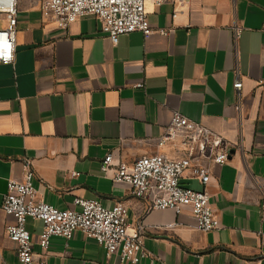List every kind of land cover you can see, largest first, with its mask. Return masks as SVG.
Instances as JSON below:
<instances>
[{
  "label": "crops",
  "instance_id": "obj_1",
  "mask_svg": "<svg viewBox=\"0 0 264 264\" xmlns=\"http://www.w3.org/2000/svg\"><path fill=\"white\" fill-rule=\"evenodd\" d=\"M147 9L154 31L114 44L94 16L63 29L43 22L40 0H20L16 60L0 64V264H18L6 232L15 219L2 203L27 161L39 198L59 209H79L77 198L124 203L128 223L146 228L149 255L138 264H264V0H164ZM174 109L230 144L206 186L219 229L193 227L188 211H149L102 170L108 153L115 165L182 155L172 142L158 146ZM183 184L204 188L189 177ZM27 229L36 264H121L82 231L52 238L43 252L42 223L29 218Z\"/></svg>",
  "mask_w": 264,
  "mask_h": 264
},
{
  "label": "built area",
  "instance_id": "obj_2",
  "mask_svg": "<svg viewBox=\"0 0 264 264\" xmlns=\"http://www.w3.org/2000/svg\"><path fill=\"white\" fill-rule=\"evenodd\" d=\"M184 1V0H181ZM161 5L164 0H40L42 20L66 29L87 16L96 17L102 31L114 44L121 36L133 32L149 35L154 31L148 18V3ZM20 0H0V64L13 65L16 60ZM239 36L240 27H235ZM160 32L166 34L165 29ZM138 87H144L139 83ZM241 109L243 81L234 82ZM172 142L182 155L169 157L164 154L144 155L132 163L114 164V155L108 153L102 170L117 184L130 186L133 195L148 204V210H173L178 216L190 213L193 227L211 231L221 227L210 201L206 186L212 177V164L224 165L230 158L227 139L208 126L195 122L174 109L164 134L158 139L162 147ZM198 180L204 188L194 189L183 184V178ZM35 171L27 161L22 180L11 179L4 196L2 209L15 221L6 232L17 245L18 264H36L31 232L27 229L29 218L42 223L39 245L48 251L54 237L71 240L77 231L94 238L105 249L109 258L116 255L121 264H138L149 255L145 247L146 228L142 221L128 223V208L122 202L113 207L104 206L99 200L77 198L79 209H59L38 196L34 186ZM170 223L165 228L177 226Z\"/></svg>",
  "mask_w": 264,
  "mask_h": 264
}]
</instances>
